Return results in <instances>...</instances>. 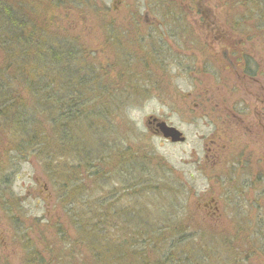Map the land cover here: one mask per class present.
Returning a JSON list of instances; mask_svg holds the SVG:
<instances>
[{"label":"rangeland","instance_id":"374dc122","mask_svg":"<svg viewBox=\"0 0 264 264\" xmlns=\"http://www.w3.org/2000/svg\"><path fill=\"white\" fill-rule=\"evenodd\" d=\"M260 1L57 0L58 9L49 10L55 24L49 31L73 42L80 52L77 67H83L92 82L85 88L90 92L88 104L95 106L93 113L106 117L109 122L101 125L107 129L108 125L119 140L116 155L122 164L118 181L112 184L116 177L108 176L109 186L120 195L138 193L139 199L121 195L138 214L135 222L142 219L161 229L182 223L193 236L197 233L200 239L192 247H203L213 264L232 262L229 248L241 249V256L249 259L246 264H264V253L255 244L259 225H264V205L257 206L255 196L245 191V209L230 202L215 216L205 204L211 201L205 191L241 190L245 172L256 180L264 170V140L252 133L255 116L245 110L243 126L233 117L239 115L240 105L254 108L256 84L249 82L239 59L243 54L254 57L256 68L264 73ZM152 118L175 126L185 139L173 142L155 132ZM81 119L74 120L68 135L77 131ZM95 120L100 124L93 116L87 121ZM1 121L0 146H6L8 135L17 128L14 131ZM44 126L49 132L53 129ZM213 139L218 158L209 151ZM65 161L71 169V160ZM40 168V161L33 159L15 175L10 205H16L19 214L11 219L0 210V264H28L37 247L47 257L59 244L58 248L68 244L78 261L89 254L87 242L78 241L74 221L68 220L57 198L53 179ZM135 177L144 179L143 187L134 184ZM257 185L256 181L250 186V192ZM228 195L235 194L231 191L223 199ZM129 220L133 223V218ZM59 232L65 233L64 240ZM208 234L216 239L202 241Z\"/></svg>","mask_w":264,"mask_h":264},{"label":"trees","instance_id":"16d2710c","mask_svg":"<svg viewBox=\"0 0 264 264\" xmlns=\"http://www.w3.org/2000/svg\"><path fill=\"white\" fill-rule=\"evenodd\" d=\"M52 7L58 9L57 0H0V118L8 128H17L8 135L10 142L0 146V210L11 219L19 214L16 205H10L15 196L14 178L24 163L37 159L43 173L53 179L57 198L68 220L74 221L71 226L81 237L78 241L87 242L89 254L78 261L68 244L58 248L59 244L45 257L37 247L28 264H213L203 247H192L200 237L196 232L193 236L182 223L161 229L142 219V223L135 222L138 214L123 203V196L139 199L138 193L121 196L120 190L114 192L109 186L108 176L114 173L112 184L118 181L122 164L116 155L119 140L108 125V129L101 125L109 122L106 117L93 113L95 106L88 104L86 93L90 92L85 88L92 82L86 78L87 71L77 67L75 58L80 52L73 42L49 31L55 25L49 14ZM257 10L264 18V0ZM239 60H243V72L249 73L251 59L243 54ZM92 116L100 124L87 121ZM80 118L77 131L68 135L66 131ZM44 124L53 129L49 132ZM80 131L86 132L82 135ZM93 137L96 140L91 143ZM65 160H71V169ZM134 179L138 185L144 181L142 177ZM147 180L149 183L150 178ZM137 224L140 231L135 229ZM259 226L255 244L264 253V236L260 241L264 225ZM58 234L63 235L62 240L66 238L64 232ZM207 238L216 239L208 234L201 240ZM24 244L30 247L32 243ZM229 250L232 262L224 264H246L249 260L241 256V249Z\"/></svg>","mask_w":264,"mask_h":264},{"label":"flooded vegetation","instance_id":"af4514ba","mask_svg":"<svg viewBox=\"0 0 264 264\" xmlns=\"http://www.w3.org/2000/svg\"><path fill=\"white\" fill-rule=\"evenodd\" d=\"M199 4V2H198ZM258 14L261 12H257ZM205 19H203L204 21ZM205 26L208 28L209 23L208 22H204ZM214 29L216 30V24L214 26ZM184 33V32H183ZM251 60H248L249 63V73H246L248 75L249 78V82H253L255 81L256 85H253V97H254V104L252 105L254 108L251 110L249 109V106L244 104L243 106L240 105V107L238 108V114H234L233 117H235L234 119L237 121L236 123L239 125L243 126V123L245 121L244 117H242L244 115L245 110L252 112L253 116H255V124L253 123V125H255V130L252 131V133L258 134L257 138L263 139L264 140V73H260L259 71L260 68H256V64L254 61V57H249ZM191 95V93L189 94V96ZM252 106H250L252 108ZM232 119V120H234ZM231 120V119H230ZM151 127L155 130V132H157V126H156V122H153L151 124ZM158 133V132H157ZM264 143V141H263ZM218 143L216 140L213 139L212 141V146L211 148L209 147V151H211L213 153V157L218 158ZM263 154H264V144L261 146ZM209 159V158H208ZM264 159V158H263ZM242 167V164H239ZM264 166V165H263ZM264 169V168H263ZM245 175L241 176V190H239V188L237 190H233L226 188V193H219L218 191L216 193H211L209 191H205L211 194V201L206 202V208L207 210L210 212H212V215H217L216 213L221 211L223 208L222 207H227V205L232 202L235 204H239L243 209L246 208V199L245 197L242 196V194H248L245 192H249L250 194H253L255 196V202L257 203V206L264 205V200L262 201V197L264 196V170H262L260 172V176H258V179L253 180V178L248 177V175H246V172L244 173ZM257 181V188L255 190H252V192H250V186L253 188V184L256 183ZM260 183V184H259ZM231 191L234 192L235 195H233L232 197H230L229 195L226 196L225 199H223L222 196L226 195V194H230ZM245 191V192H244ZM260 191V192H259ZM238 194V195H237ZM241 195V196H240ZM263 195V196H261ZM219 197V199H218ZM223 204H222V203ZM231 203V204H232ZM222 204V205H221ZM205 208V207H204Z\"/></svg>","mask_w":264,"mask_h":264},{"label":"water","instance_id":"95a60500","mask_svg":"<svg viewBox=\"0 0 264 264\" xmlns=\"http://www.w3.org/2000/svg\"><path fill=\"white\" fill-rule=\"evenodd\" d=\"M151 121L156 122L157 132L161 133V135L164 136L165 138L171 139V141L173 142H181L185 139L182 131H179L173 125H169L166 121L164 120L158 121L157 118H152Z\"/></svg>","mask_w":264,"mask_h":264}]
</instances>
